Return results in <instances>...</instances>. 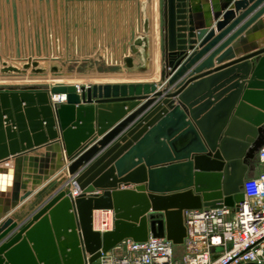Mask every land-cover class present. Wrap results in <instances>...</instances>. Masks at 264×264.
Segmentation results:
<instances>
[{
  "label": "water",
  "instance_id": "obj_1",
  "mask_svg": "<svg viewBox=\"0 0 264 264\" xmlns=\"http://www.w3.org/2000/svg\"><path fill=\"white\" fill-rule=\"evenodd\" d=\"M163 6L161 85L0 89V264H94L129 239L167 238L182 246L187 211L240 210L246 202L245 180L264 147V0H163ZM248 43L247 53H235ZM234 66L214 78L247 70L215 95L209 77ZM232 91L235 103L211 139L213 111L204 114ZM61 96L65 103L53 101ZM202 96L207 102H196ZM130 139L129 153L98 169ZM88 143L92 147L81 152ZM61 147L71 181L64 175L52 181L55 170L43 172ZM42 149L45 154L36 155ZM126 162L133 167L123 175ZM120 184L135 190L118 192ZM97 191L103 195H93ZM129 195L134 201L126 204ZM98 211L114 214L112 231L94 229Z\"/></svg>",
  "mask_w": 264,
  "mask_h": 264
},
{
  "label": "rangeland",
  "instance_id": "obj_2",
  "mask_svg": "<svg viewBox=\"0 0 264 264\" xmlns=\"http://www.w3.org/2000/svg\"><path fill=\"white\" fill-rule=\"evenodd\" d=\"M163 7V0H0V89L100 80L108 70L136 67L142 56L132 51L133 35L150 44L153 28L162 44Z\"/></svg>",
  "mask_w": 264,
  "mask_h": 264
},
{
  "label": "built area",
  "instance_id": "obj_3",
  "mask_svg": "<svg viewBox=\"0 0 264 264\" xmlns=\"http://www.w3.org/2000/svg\"><path fill=\"white\" fill-rule=\"evenodd\" d=\"M53 101L65 103L66 96ZM258 157L264 164V147ZM260 182L263 192L255 197L245 193L240 210L221 206L187 211L185 253L180 258L172 241L150 237L146 242L126 240L94 264H264V176ZM97 223L96 231H112L113 213L95 216L94 226Z\"/></svg>",
  "mask_w": 264,
  "mask_h": 264
},
{
  "label": "crops",
  "instance_id": "obj_4",
  "mask_svg": "<svg viewBox=\"0 0 264 264\" xmlns=\"http://www.w3.org/2000/svg\"><path fill=\"white\" fill-rule=\"evenodd\" d=\"M118 1V0H117ZM233 7V6H232ZM247 21V20H246ZM246 23V22H245ZM214 27L213 29H216V25H217V21L213 22ZM244 25V24H243ZM149 29V28H148ZM154 30L153 28H151L149 30L150 32V37H151V43L149 44V42L147 43L146 41H148V39L146 38H142L141 40L143 41V45L140 48H137V46L135 47L138 51L139 54H141L142 58L139 60L132 59V63L131 65H135L136 67L134 68H130V69H117V70H108L106 72V78L105 79H100V80H82V81H78V82H73L70 84H66L68 85H75V86H89V85H132V84H157V85H161V75L163 72V48H164V43H163V38H162V44L161 42H159V39H156L154 36ZM237 30H235L230 36L234 35V33ZM148 32V33H149ZM218 36V34H217ZM229 36V37H230ZM159 38V37H158ZM138 39V38H137ZM156 40H157V44H156ZM149 45V47H148ZM249 43L239 47L238 49H235V53L237 55H244L245 53H247L248 47H249ZM151 46V47H150ZM150 48V49H149ZM157 48V50H156ZM217 49V47L215 48V50ZM144 50V51H143ZM214 50V51H215ZM192 52H189V55H191ZM156 57H158V67L156 66ZM207 59V58H206ZM135 62V63H134ZM213 67H217V63L214 64ZM237 66L228 68L218 74H214L209 78H214L216 76L222 75L226 72H230L232 69H236ZM214 68V69H215ZM238 68V67H237ZM247 69H243V70H237L235 71V74H229L227 76V79L224 77L221 78H214L213 81H211V86L212 89L214 91L215 95H219L221 94L223 91L230 89V87L236 85L237 83H239L241 77H242V72L246 71ZM253 72V71H252ZM261 74L264 75V67L261 70ZM124 75H130V77L135 78L136 80H120L121 78H123L122 76ZM111 77V78H109ZM121 77V78H120ZM189 77V76H188ZM252 76H250L251 79ZM225 78V79H223ZM202 80L197 81L196 83H193L189 86L188 90H190L194 84H198L201 83ZM54 87V86H51ZM224 87V88H222ZM222 90H219L221 89ZM200 90H203V87H199L197 89L192 90L191 94L189 95V97L191 98L195 93L199 92ZM174 90H172L173 92ZM232 92H230L229 94H227L219 103L217 104H213L210 106V108L207 110V112H205L206 114L204 115H208L210 114V112L213 111L211 118L209 120L210 124L207 130L208 136L213 139L216 134L219 132V130L221 129L223 122H224V118L225 116L229 113V111L231 110V108L233 107L234 103H235V96L232 94ZM188 97V98H189ZM203 97L199 98L198 100H196V102H199ZM207 102V101H206ZM203 101H200V103H206ZM142 104L145 103V101L141 102ZM203 104H200L203 105ZM222 104V105H221ZM177 105V103L175 104ZM221 105V109H219V111H215V108ZM133 112H130L127 114V116L131 115ZM243 115H252L249 112H244ZM205 116H202V118ZM254 118H259L260 116L257 114L253 115ZM86 120V119H85ZM96 125V122H95ZM151 129V128H150ZM126 134V133H125ZM125 134L122 136L124 137ZM95 138V140L100 141L102 139V137H100L99 135L97 136V134L93 137ZM92 138V139H93ZM120 141L117 140V142ZM115 142V143H117ZM128 143H131V139L128 140L127 143L122 144L121 147L113 152L107 159L104 160V162L98 167V169L103 168L104 166H106V164H108L113 157H116L117 160L119 161V159L121 160L127 153H129L131 150H128V148L126 147V145ZM115 145V144H114ZM91 146V143H88L87 145L83 146V150H81V152L86 151V149H89ZM113 147V144L111 146H109L106 150H104L103 152H100L99 154H97L94 158V160L91 163H96V161H98L101 157H103V155L105 153H107V151H109L111 148ZM80 152V153H81ZM152 153H156L157 150L156 149H151ZM84 153V152H83ZM45 154V149L40 150L38 153H36V155H40L43 156ZM63 159V161L61 160ZM61 161V164H60ZM117 162H115L114 164H112L108 169H106L100 176H98V179H100L102 176H104L111 168H113L116 165ZM9 164L12 166L13 165V161H10ZM71 165V162L69 161V159L66 157V154L64 152V150L61 147V155L57 156V158H55L53 160V162L49 163V165L46 167H44L45 169L43 170L44 173H48V172H53L55 170V175L51 178V180H55L57 177L64 175L65 178H67L69 181H71L72 177L69 175V171L68 168ZM254 165V169L253 171L250 172V174L248 175L247 179L245 180V186L243 189L244 194L246 193L248 195V197H255L259 194H261L263 192V187L262 184L260 182L261 177L264 176V164L260 162L259 157L256 159V161L253 163ZM133 167L132 162H126L123 169L121 170L123 175L125 173H128L129 171H131V168ZM40 168V167H39ZM40 170V169H39ZM57 170V171H56ZM134 170H132L133 172ZM131 173V172H129ZM181 173H183L181 171ZM115 177H118V174H115ZM50 180V181H51ZM112 180H110L111 182ZM46 185V183H43V185L39 188H37V190H35V193H38V191H40L44 186ZM70 185H73V183L71 182ZM75 189L73 188V193ZM125 190H129V191H134L135 190V186L131 185V186H126L124 184H120L118 186L117 191L121 192V191H125ZM74 197L79 196L80 192H78L76 195L73 194ZM93 195H103L102 191H97L96 194ZM93 195H90L88 197H91ZM134 201V197L129 195L128 197H125L123 199V202H125L126 204H131ZM103 211H98L95 212V214H101ZM94 214V215H95Z\"/></svg>",
  "mask_w": 264,
  "mask_h": 264
},
{
  "label": "bare ground",
  "instance_id": "obj_5",
  "mask_svg": "<svg viewBox=\"0 0 264 264\" xmlns=\"http://www.w3.org/2000/svg\"><path fill=\"white\" fill-rule=\"evenodd\" d=\"M152 4V0H150V5ZM144 20V15L142 14L141 15V12H140V14H138V17H137V22L141 25V24H143V21ZM141 30V29H140ZM141 31H143V30H141ZM141 31H140V33H141ZM154 35L156 36V32H155V30H154ZM144 51V50H143ZM156 63H157V57H156ZM58 98V97H57ZM95 216H96V214L94 215V222H95ZM99 224L97 223L94 227L95 228H97V227H99L98 226Z\"/></svg>",
  "mask_w": 264,
  "mask_h": 264
}]
</instances>
